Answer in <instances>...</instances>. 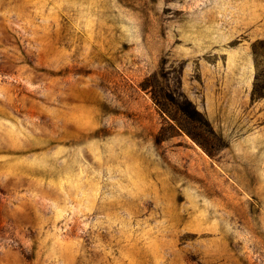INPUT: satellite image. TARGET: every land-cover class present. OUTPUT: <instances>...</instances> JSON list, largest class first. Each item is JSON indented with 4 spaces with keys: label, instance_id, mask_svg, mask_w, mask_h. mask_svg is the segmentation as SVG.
I'll return each mask as SVG.
<instances>
[{
    "label": "rangeland",
    "instance_id": "rangeland-1",
    "mask_svg": "<svg viewBox=\"0 0 264 264\" xmlns=\"http://www.w3.org/2000/svg\"><path fill=\"white\" fill-rule=\"evenodd\" d=\"M255 45L264 0H0V264H264Z\"/></svg>",
    "mask_w": 264,
    "mask_h": 264
},
{
    "label": "trees",
    "instance_id": "trees-1",
    "mask_svg": "<svg viewBox=\"0 0 264 264\" xmlns=\"http://www.w3.org/2000/svg\"><path fill=\"white\" fill-rule=\"evenodd\" d=\"M258 45H255V59L257 64V75L256 79L257 81L260 79V76L263 74V66H264V55L258 50ZM261 86L258 85V82L255 83L254 89H253V96L254 97H261L264 95V93L261 91Z\"/></svg>",
    "mask_w": 264,
    "mask_h": 264
}]
</instances>
